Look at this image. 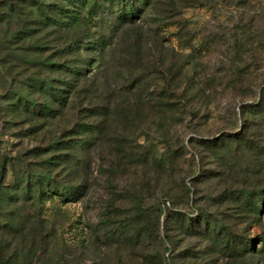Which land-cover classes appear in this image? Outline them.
Masks as SVG:
<instances>
[{"label":"rangeland","instance_id":"rangeland-1","mask_svg":"<svg viewBox=\"0 0 264 264\" xmlns=\"http://www.w3.org/2000/svg\"><path fill=\"white\" fill-rule=\"evenodd\" d=\"M23 1L0 0L1 183L19 182L0 207V264H264L231 251L264 237V0H151L119 31L101 3L87 23L101 63L65 108L33 120L5 99L45 73L29 60L90 55ZM35 174L71 200L25 196Z\"/></svg>","mask_w":264,"mask_h":264},{"label":"trees","instance_id":"trees-1","mask_svg":"<svg viewBox=\"0 0 264 264\" xmlns=\"http://www.w3.org/2000/svg\"><path fill=\"white\" fill-rule=\"evenodd\" d=\"M20 3L21 0H16ZM151 0H50L48 4H35L34 0H26L29 7H36L40 14L51 24L53 29L59 34L60 39L70 41L68 50L78 54L80 51L90 55L83 63V68L77 65V62H61L57 59L43 58L29 60L28 64L36 66L45 73L30 76L24 82H17L8 92L5 99L7 100L8 110L16 117L22 115L28 117L29 120L35 118H53L60 109L62 110L68 104L69 90L75 88L84 72V67H88V71H92L93 64L97 61L98 65L102 61L101 51L106 47V43L102 38H93L90 36V30L87 23L97 17L101 3H107L109 14L115 16L119 29L134 25L141 15L138 11L148 7ZM16 5V4H10ZM24 33V32H23ZM117 33V32H116ZM13 37V36H12ZM64 53V50H60ZM89 57V56H88ZM98 67V66H96ZM82 71H84L82 73ZM260 109L264 108V101L260 103ZM52 165V163H50ZM0 173V207L8 204L16 199V189L19 182L14 181L13 186H3L1 179H4L6 170L2 164ZM14 170H12L13 172ZM23 193L29 196L32 188L37 192V198L44 200L48 198L58 197L63 200H71L73 194L69 193L66 187H58L46 175L35 174L25 178V182H21ZM20 184V185H21ZM14 187V188H13ZM20 187V186H19ZM242 195L246 196V201L250 199L251 193L244 191ZM256 197L260 202H264V196L256 193ZM251 200V199H250ZM247 203V202H246ZM252 205L256 211V208ZM199 224L204 225V230L215 234V226L205 216H199ZM193 218L190 217V221ZM221 230L226 229L222 222L217 223ZM217 233V232H216ZM253 240L243 237L232 242L231 251L240 252L241 257H245L248 253L264 254V237H260L259 244L261 248L255 251Z\"/></svg>","mask_w":264,"mask_h":264}]
</instances>
